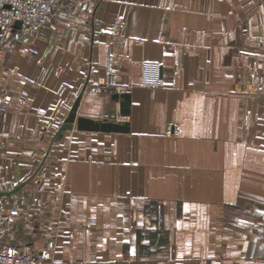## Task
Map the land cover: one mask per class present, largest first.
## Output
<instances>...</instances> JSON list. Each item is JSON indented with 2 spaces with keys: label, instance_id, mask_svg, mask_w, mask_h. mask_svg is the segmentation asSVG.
<instances>
[{
  "label": "crops",
  "instance_id": "0c3cea01",
  "mask_svg": "<svg viewBox=\"0 0 264 264\" xmlns=\"http://www.w3.org/2000/svg\"><path fill=\"white\" fill-rule=\"evenodd\" d=\"M7 88L14 243L53 241L54 264H264V0H88L10 42ZM79 95L128 132L55 139Z\"/></svg>",
  "mask_w": 264,
  "mask_h": 264
},
{
  "label": "built area",
  "instance_id": "2783aa9c",
  "mask_svg": "<svg viewBox=\"0 0 264 264\" xmlns=\"http://www.w3.org/2000/svg\"><path fill=\"white\" fill-rule=\"evenodd\" d=\"M65 0H0V63L10 42H22L38 38L41 31L59 15ZM19 23V26L16 24ZM120 29L123 25L119 26ZM151 70V69H149ZM149 78L152 77L149 75ZM146 85L157 86L161 82L155 78ZM106 86L99 83L97 90ZM12 100V92L0 93V110L6 111ZM23 212L16 206H0V264H54L52 252L54 242L39 249L33 244H17L12 239L13 222L22 218Z\"/></svg>",
  "mask_w": 264,
  "mask_h": 264
},
{
  "label": "water",
  "instance_id": "95a60500",
  "mask_svg": "<svg viewBox=\"0 0 264 264\" xmlns=\"http://www.w3.org/2000/svg\"><path fill=\"white\" fill-rule=\"evenodd\" d=\"M19 26V23L16 24ZM115 99L119 101V115L126 117L130 114L131 95L130 93L116 94ZM81 95L76 99L68 117L57 132L55 139L63 137L65 131L72 130L75 126L81 131H100V132H128L129 128L126 123L115 121L117 119V111H110L109 118L103 120H94L77 115L78 106ZM25 183L15 187L12 191L0 192V196H11L23 188Z\"/></svg>",
  "mask_w": 264,
  "mask_h": 264
},
{
  "label": "rangeland",
  "instance_id": "374dc122",
  "mask_svg": "<svg viewBox=\"0 0 264 264\" xmlns=\"http://www.w3.org/2000/svg\"><path fill=\"white\" fill-rule=\"evenodd\" d=\"M86 1L88 0H65L63 5L59 9V13L62 9H67V10L81 9V7L84 6ZM9 53H10V43L7 46L6 54L4 56L3 61L0 63V67L3 66L4 63H6ZM7 89L10 90V88H7ZM8 205L10 206V198H3V197L0 198V206H8Z\"/></svg>",
  "mask_w": 264,
  "mask_h": 264
}]
</instances>
